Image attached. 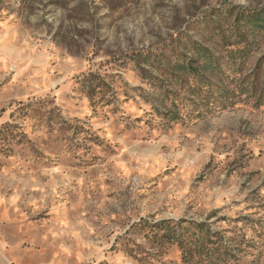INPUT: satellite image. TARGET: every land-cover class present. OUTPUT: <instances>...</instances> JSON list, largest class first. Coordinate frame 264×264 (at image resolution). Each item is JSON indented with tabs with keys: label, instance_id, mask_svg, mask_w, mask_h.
<instances>
[{
	"label": "rangeland",
	"instance_id": "rangeland-1",
	"mask_svg": "<svg viewBox=\"0 0 264 264\" xmlns=\"http://www.w3.org/2000/svg\"><path fill=\"white\" fill-rule=\"evenodd\" d=\"M248 14L264 0H0V264H199L182 220L217 264H264Z\"/></svg>",
	"mask_w": 264,
	"mask_h": 264
},
{
	"label": "trees",
	"instance_id": "trees-1",
	"mask_svg": "<svg viewBox=\"0 0 264 264\" xmlns=\"http://www.w3.org/2000/svg\"><path fill=\"white\" fill-rule=\"evenodd\" d=\"M247 17L251 21V25L264 29V18H261L259 14H248ZM200 53L207 55L206 49L204 50V48L200 49ZM204 69L208 71L209 67L204 65ZM177 223L178 229L174 237L185 255L193 251L195 255L198 256L195 263L199 264H201L202 261H204L205 264H217L219 262L218 257L220 254H213L207 251L209 243H213L211 237H213L214 234L206 228L204 222L191 221L186 224L182 220ZM165 236H167V234Z\"/></svg>",
	"mask_w": 264,
	"mask_h": 264
}]
</instances>
